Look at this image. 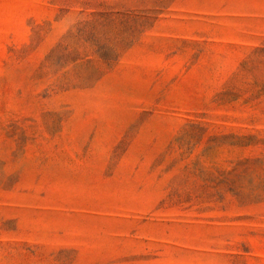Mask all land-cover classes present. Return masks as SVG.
I'll use <instances>...</instances> for the list:
<instances>
[{
    "label": "rangeland",
    "instance_id": "1",
    "mask_svg": "<svg viewBox=\"0 0 264 264\" xmlns=\"http://www.w3.org/2000/svg\"><path fill=\"white\" fill-rule=\"evenodd\" d=\"M0 264H264V0H0Z\"/></svg>",
    "mask_w": 264,
    "mask_h": 264
}]
</instances>
